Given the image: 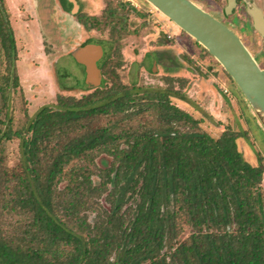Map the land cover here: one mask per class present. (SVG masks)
Segmentation results:
<instances>
[{"label": "trees", "instance_id": "16d2710c", "mask_svg": "<svg viewBox=\"0 0 264 264\" xmlns=\"http://www.w3.org/2000/svg\"><path fill=\"white\" fill-rule=\"evenodd\" d=\"M0 37L14 68L15 38L2 12ZM104 69L113 82L110 89L96 88L79 99L61 96L56 109L43 107L25 129L14 132L21 140L23 171L10 209L32 216L19 241L28 245L16 244L0 228V264H264V202L258 188L263 168L244 160L237 143L242 136L230 128L219 138L202 131L181 135L175 124L197 128L203 121L172 102L184 94L172 84L139 94ZM135 106L134 114L151 116L158 107L163 125L157 127H163L118 133L107 122L93 126L58 152L51 149L44 165L46 141L71 124ZM158 129L169 133L159 135ZM11 134L0 132V150ZM102 153L114 160L99 170L102 184L94 187L91 165ZM75 159L87 164L65 172ZM67 178L71 184L61 191L58 184ZM125 181L133 202L123 210L118 200ZM104 192L109 209L91 200ZM93 210L97 217L91 223ZM234 222L237 229L231 231ZM185 224L193 231L182 239ZM167 248L171 252L161 254ZM113 251L118 255L111 262Z\"/></svg>", "mask_w": 264, "mask_h": 264}, {"label": "rangeland", "instance_id": "374dc122", "mask_svg": "<svg viewBox=\"0 0 264 264\" xmlns=\"http://www.w3.org/2000/svg\"><path fill=\"white\" fill-rule=\"evenodd\" d=\"M73 1L0 0V12L8 19L17 49L13 68L0 37V132H12L0 150V228L4 234L16 244H29L19 241L32 213H25L20 208L10 209L16 206L11 202L16 194L11 192L18 188V178L23 171L21 140L14 132L25 129L43 107L56 109L61 96L79 99L96 88L110 89L113 82L103 72L104 67L113 70L117 81L133 92L144 94L172 84L184 94L185 99L173 97L172 102L203 121L197 128L184 122L175 124L181 135L194 136L202 131L219 138L228 128L240 134L242 137L237 143L244 160L263 168V179L258 188L264 202V126L223 66L147 0ZM192 1L233 29L264 68V38L254 28L249 12L252 5H256L264 13V0H238L232 11L225 14L227 0ZM90 43L101 46L95 66L103 69L100 68L101 79L97 87L88 82L87 66L73 57L77 48ZM95 72L90 73H93L90 78H97ZM169 77L174 81L171 82ZM138 108L71 124L64 134L46 141L44 165L53 151L58 152L66 142L89 131L90 127L107 122L115 132L121 133L163 125L158 107L151 111L152 116L148 111L134 114L132 111ZM156 133L169 132L158 129ZM113 160V156L105 153L95 158V164L91 165V171L96 172L91 176L94 187H101L102 177L97 173L101 168H110ZM86 164V161L75 159L66 166L65 172ZM69 184L67 178L58 184V188L65 190ZM128 188L129 182H123L118 200V203L123 202V210L133 202L131 197L128 200L131 194ZM106 196L104 192L91 200L98 202L101 208L109 209ZM5 204L9 211L2 209ZM96 217L97 210L88 212L89 222L93 223ZM184 228L182 239L193 231L189 225L185 224ZM228 228L236 231V223ZM166 252L171 249L167 248L161 254ZM117 255L113 251L109 260L113 262Z\"/></svg>", "mask_w": 264, "mask_h": 264}, {"label": "water", "instance_id": "95a60500", "mask_svg": "<svg viewBox=\"0 0 264 264\" xmlns=\"http://www.w3.org/2000/svg\"><path fill=\"white\" fill-rule=\"evenodd\" d=\"M147 1L193 37L223 66L264 126V68L240 36L192 0ZM235 6L236 0H227L225 12H231ZM249 12L254 28L264 38L263 10L252 5ZM100 54L101 46L95 43L77 48L73 53L74 58L87 66L88 82L96 87L101 79V70L95 66ZM93 70L97 71L94 73L96 79L90 78Z\"/></svg>", "mask_w": 264, "mask_h": 264}, {"label": "flooded vegetation", "instance_id": "af4514ba", "mask_svg": "<svg viewBox=\"0 0 264 264\" xmlns=\"http://www.w3.org/2000/svg\"><path fill=\"white\" fill-rule=\"evenodd\" d=\"M238 2V0H236V3ZM238 4V3H237ZM223 12H224V14H225V10H223ZM223 22V21H222ZM225 23V22H224ZM226 24V23H225ZM101 45H103V44H101ZM103 48H104V50H106L105 49V46L103 45ZM100 68H102V66L100 67ZM103 69V68H102Z\"/></svg>", "mask_w": 264, "mask_h": 264}]
</instances>
